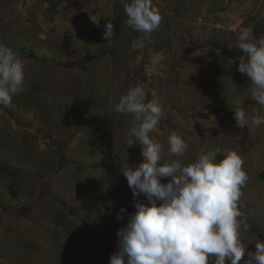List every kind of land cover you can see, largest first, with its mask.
Masks as SVG:
<instances>
[{
    "label": "rangeland",
    "instance_id": "rangeland-1",
    "mask_svg": "<svg viewBox=\"0 0 264 264\" xmlns=\"http://www.w3.org/2000/svg\"><path fill=\"white\" fill-rule=\"evenodd\" d=\"M153 6L159 27L139 33L127 25L122 0H0V44L16 51L24 68L23 90L0 106V195L9 205L28 203L53 178L32 218L13 222L0 239L4 257L20 264H109L127 219L116 215L122 207L135 210L121 171L143 161L139 145L127 147L134 117L114 106L141 84L151 89L148 100L162 106L149 133L162 145L161 163H193L217 148L242 157L249 179L239 201L247 223L240 229L246 246L240 264L264 241V125L241 129L234 120L237 108L264 117L237 70L244 57L236 47L244 28L264 36V0H153ZM110 18L119 26L108 42ZM133 40L146 46L133 50ZM172 134L188 145L182 157L168 154ZM8 170L20 173L16 198ZM3 221L0 206V228Z\"/></svg>",
    "mask_w": 264,
    "mask_h": 264
},
{
    "label": "clouds",
    "instance_id": "clouds-1",
    "mask_svg": "<svg viewBox=\"0 0 264 264\" xmlns=\"http://www.w3.org/2000/svg\"><path fill=\"white\" fill-rule=\"evenodd\" d=\"M127 25L139 33H152L161 23L153 0H122ZM113 25H105L103 38L113 36ZM235 31V29H233ZM236 47L243 51V62L238 71L249 80L251 100L264 108V36L259 39L252 28L242 29ZM131 48L146 45L133 40ZM24 79L23 61L12 48L0 44V106L11 105L12 98L21 92ZM151 89L147 84L130 87L123 94L114 111L131 114L133 126L129 129L127 147L139 145L143 161L121 171L134 198L132 212L122 207L116 215L125 219L117 230V247L110 255L109 264H240L246 246L240 239L242 225L247 228L239 207L241 189L248 181L242 157L228 151L219 162L221 150H208L193 163L180 159L161 163L162 145L150 139L160 123L162 106L148 100ZM236 125L259 127L264 117L247 115L242 108L235 109ZM169 156L182 157L188 149L185 140L177 134L168 137ZM162 178H170L162 183ZM143 195L146 202L138 199ZM109 208L111 203L109 202ZM244 264H264V241L255 243V251H247Z\"/></svg>",
    "mask_w": 264,
    "mask_h": 264
},
{
    "label": "water",
    "instance_id": "water-1",
    "mask_svg": "<svg viewBox=\"0 0 264 264\" xmlns=\"http://www.w3.org/2000/svg\"><path fill=\"white\" fill-rule=\"evenodd\" d=\"M53 178L45 181L41 185L40 193L28 203H20L16 205L6 204L2 195H0V206L4 215V221L0 228V239L4 237L10 225L21 218H32L33 209L47 196L51 194ZM0 264H20L15 260L4 257L0 253Z\"/></svg>",
    "mask_w": 264,
    "mask_h": 264
},
{
    "label": "trees",
    "instance_id": "trees-1",
    "mask_svg": "<svg viewBox=\"0 0 264 264\" xmlns=\"http://www.w3.org/2000/svg\"><path fill=\"white\" fill-rule=\"evenodd\" d=\"M109 23H111L113 25V28H117L119 26V22L118 20H116L115 18H110L109 19ZM216 157L218 158V160H222L224 155L219 152L217 153ZM91 166H96L95 164H92ZM4 166L0 165V168L2 169ZM6 174L12 178L11 184L9 186V190L11 195L16 198L18 196V188H17V183H16V178L17 175H19L20 173L18 171H12V170H8L6 172ZM260 177L264 179V171H262V173L260 174ZM62 264H65V260L62 261Z\"/></svg>",
    "mask_w": 264,
    "mask_h": 264
}]
</instances>
